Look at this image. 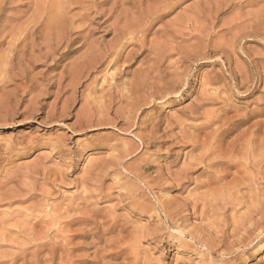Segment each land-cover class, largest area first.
Here are the masks:
<instances>
[{"label": "rangeland", "instance_id": "1", "mask_svg": "<svg viewBox=\"0 0 264 264\" xmlns=\"http://www.w3.org/2000/svg\"><path fill=\"white\" fill-rule=\"evenodd\" d=\"M18 1L8 0L10 7L6 5L3 14L13 16L16 11L10 4L27 2ZM30 1L43 6L39 9L43 12L29 8L26 18L36 13L42 22L51 16L57 24L48 34L45 21L40 37L48 39L37 40V56L27 53L21 61L17 56L14 67L12 63L7 68L12 82L7 80L0 90V264H264V229L259 231L264 226V139L259 138L264 134V38L252 36L264 37V0H181L178 4L173 0L164 11L159 8L166 0ZM250 20L258 22L251 25ZM66 30L72 34L68 48L63 40ZM115 31L121 33L117 39ZM5 44L0 51L7 48ZM202 47L217 49V56L232 53L230 72L225 59L216 55L206 60L186 57ZM43 53L48 58H40ZM233 71L238 75L235 81L229 76ZM153 72L155 78L150 76ZM241 74L247 77L248 90L234 85L244 80ZM214 76L221 79L219 83L201 87V82ZM223 84L228 88L224 90ZM170 85L180 95L169 94ZM239 115L251 119L237 133H229L221 148L261 120L259 137L255 134L259 141L255 136L253 144L261 155L254 150L259 167L252 165L253 160L247 165L240 154L236 159L244 158L241 165L217 181L214 175L220 167L193 165L204 150L195 149L190 138L216 141ZM208 119L214 120L210 128L204 125ZM253 212L260 215L252 216ZM29 229L35 233L33 239ZM41 243L46 244L38 248Z\"/></svg>", "mask_w": 264, "mask_h": 264}, {"label": "bare ground", "instance_id": "2", "mask_svg": "<svg viewBox=\"0 0 264 264\" xmlns=\"http://www.w3.org/2000/svg\"><path fill=\"white\" fill-rule=\"evenodd\" d=\"M11 2H12V0H10ZM16 1V0H15ZM163 2L165 1V0H162ZM167 2H164L163 4L164 5H162L159 9L160 10H162V11H164L166 8H168L169 7V5L170 4H173L172 3V1L173 0H166ZM210 1H212V0H210ZM214 1V0H213ZM226 1V0H225ZM253 1V0H252ZM252 1H251V4H252ZM255 2H256V0H254ZM253 1V2H254ZM10 2V3H11ZM18 2H22V1H18ZM83 2V1H82ZM140 2V1H139ZM144 2V1H143ZM179 2H181V0H176V4H178ZM42 3H43V1H42ZM44 3L46 4V2L44 1ZM43 3V4H44ZM81 3V2H80ZM150 3V2H149ZM153 2H151L150 4H152ZM9 4V2H8V0H1L0 1V47H1V45H4L5 43V46L7 45V48H5L3 51H0V90L1 89H3L4 87H5V85L7 84V80H11V79H8V69L7 68H9V67H12L13 65H14V63H13V61L15 60V58L18 56V57H20L19 59H20V61H21V58L22 57H24V56H26V54L28 53L29 54V56H31V57H33V56H35L34 55V53H35V51H39L40 50V45L38 44L39 42V40L38 39H40L41 38V40H44V39H42V38H46V39H48V37L47 36H43V37H40V34L41 33H43V31L41 30L42 29V27H43V25H44V23H45V21L44 22H42V18L40 17V16H38L36 13V15L35 14H33L36 10H38V11H40L39 9L40 8H42L43 6H41V5H39L37 2H32V1H30V0H27V2H25V1H23L22 2V4H20V5H17V6H14V5H12L13 3H11L10 5L12 6V7H15V10L14 11H16V13L12 16V15H10V16H5L4 14H3V11L6 9V5H8ZM45 4H44V6H45ZM48 4V5H47ZM46 4V6H49V8H50V5H49V3H47ZM146 4V3H145ZM160 4V3H159ZM255 4V3H254ZM55 5V4H54ZM153 5H156L155 3L153 4ZM175 5V4H174ZM214 5H216V3H214ZM213 5V6H214ZM9 6V5H8ZM118 6V5H117ZM148 6V5H147ZM211 6V5H210ZM10 7V6H9ZM157 7V6H156ZM32 10V14L33 15H30V13L28 14V15H30V17H25L26 15H25V13H26V10H29L30 11V9ZM58 8V7H57ZM63 7H61V9H62ZM148 8H150V7H148ZM205 8V7H204ZM13 9V8H12ZM64 9V8H63ZM150 9H152V7L150 8ZM154 9V8H153ZM152 9V10H153ZM156 9V8H155ZM196 9V8H195ZM201 9V8H200ZM203 9V8H202ZM209 9V8H208ZM214 9H215V7H214ZM261 9V8H260ZM262 9L264 10V7H262ZM261 9V11H263ZM157 10V9H156ZM206 9H204V11H205ZM220 10V9H219ZM13 11V10H12ZM13 11V12H14ZM28 11V12H29ZM52 11V10H51ZM200 11V10H199ZM27 12V13H28ZM37 12V11H36ZM41 12V11H40ZM43 12V11H42ZM41 12V13H42ZM149 12H150V14H151V10H149ZM152 12H154V11H152ZM158 12V11H157ZM206 13L208 12L207 10L205 11ZM259 12V11H258ZM264 12V11H263ZM5 13V12H4ZM201 13V12H200ZM209 13V12H208ZM254 13H257V11L256 12H254ZM45 14V13H44ZM47 15H48V13H46ZM149 14V13H148ZM153 14V13H152ZM151 14V15H152ZM196 14V13H195ZM199 14V13H198ZM197 14V15H198ZM253 13H251V15H252ZM259 14V13H258ZM159 15V14H158ZM52 16H53V13H52ZM195 16V15H194ZM254 16V15H253ZM44 18H45V16H43ZM51 17V16H50ZM49 17V19H47V21H46V26L44 25V27L43 28H45V29H47L48 30V34H51L50 32H52V29H53V27L57 24L56 23V21L53 19V17H51L50 18ZM198 17V16H197ZM196 17V18H197ZM205 17V16H204ZM133 18H135V17H133ZM153 18H155V17H153ZM158 18V17H157ZM196 18L194 17V19L196 20ZM199 18V17H198ZM252 18V17H251ZM258 18H260V17H258ZM136 19V18H135ZM143 19V18H142ZM144 19H147V18H144ZM143 19V20H144ZM190 18H188V20H189ZM193 19V18H192ZM200 19V18H199ZM262 19V18H261ZM263 19H264V17H263ZM60 20V19H59ZM132 20V19H131ZM149 20V19H148ZM158 20V19H157ZM188 20H187V22H188ZM194 20V21H195ZM206 20V19H205ZM208 20V19H207ZM209 20H211V19H209ZM208 20V22H210ZM253 20H254V18H253ZM259 20V19H258ZM258 20L255 22H253L252 21V24L253 23H255V24H257V22H258ZM152 21H154V20H152ZM261 21V20H260ZM117 22V20L115 21V23ZM142 22V21H141ZM140 22V23H141ZM146 22V21H145ZM150 22V21H149ZM206 23H207V21H205ZM213 22V21H212ZM262 22V21H261ZM264 22V21H263ZM262 22V23H263ZM43 23V24H42ZM67 23V22H66ZM139 23V24H140ZM189 23V22H188ZM192 23V22H191ZM262 23H260V24H262ZM136 24V23H135ZM139 24H138V26H139ZM151 24V23H150ZM182 24V23H181ZM193 24H194V22H193ZM196 24V23H195ZM194 24V25H195ZM210 24H212V23H210ZM250 24H251V20H250ZM251 24V25H252ZM68 25V24H67ZM72 25V24H71ZM128 25V24H127ZM141 25V24H140ZM209 25V24H208ZM213 25V24H212ZM61 26H62V24H61ZM69 26V25H68ZM129 26V25H128ZM133 26V25H132ZM200 26V25H199ZM202 26H204V25H202ZM69 27H71V26H69ZM125 27H126V24H125ZM141 27V26H140ZM146 27V26H145ZM183 27V26H182ZM246 27H247V25H246ZM124 28V27H123ZM131 28V27H130ZM135 28V27H134ZM208 28V27H207ZM206 28V29H207ZM210 28V27H209ZM260 28V27H259ZM44 29V30H45ZM61 29V28H60ZM70 30L72 29V28H69ZM68 29V30H69ZM136 29H138V28H136ZM136 29H135V31H136ZM147 29H148V27H147ZM193 29V28H192ZM198 29H199V27H198ZM212 29V28H211ZM247 29H248V27H247ZM253 29V28H252ZM258 29V28H257ZM46 30V31H47ZM68 30H66L65 31V35H64V43H66V48H68V43L70 42L71 43V32L70 31H68ZM124 30V29H123ZM134 30V29H133ZM141 30L142 29H139V31L141 32ZM196 30V29H195ZM200 30V29H199ZM198 30V31H199ZM242 30V29H241ZM244 30V29H243ZM246 30V29H245ZM259 30H262V29H259ZM258 30V31H259ZM42 31V32H41ZM45 31V32H46ZM54 31V30H53ZM61 31V30H60ZM62 31H63V29H62ZM116 31L118 32V30L116 29ZM115 31V35H116V37H114V38H118L117 36H118V34L120 35L121 33H122V30H121V33H117ZM132 31V30H131ZM256 31V30H255ZM45 32H44V34H45ZM55 32V31H54ZM133 32V31H132ZM200 32H201V30H200ZM198 33V34H201V33H206V30H205V28L203 29V31L201 32V33ZM211 32H212V30H211ZM242 32V31H241ZM257 32V31H256ZM259 32H261V31H259ZM124 33H126V32H124ZM253 33V32H252ZM48 34H46V35H48ZM131 34H133V33H131ZM134 34H137V33H134ZM39 35V36H38ZM42 35V34H41ZM53 35V34H52ZM123 35V34H122ZM126 35L127 34H125V37H126ZM128 35H130L129 33H128ZM127 35V37H129ZM171 35V34H170ZM183 35V34H182ZM191 35V34H190ZM195 35V34H194ZM197 35V34H196ZM208 34H206V36H207ZM238 35H239V33H238ZM237 35V36H238ZM248 35V34H247ZM247 35H246V37H247ZM250 35V34H249ZM248 35V36H249ZM260 36V37H262V38H264L263 37V35L261 36V34L260 35H258V34H252V36ZM49 36V35H48ZM60 36V35H59ZM124 36V35H123ZM123 36H120L121 38L123 37ZM142 36V35H141ZM164 36V35H163ZM166 36V35H165ZM240 36V35H239ZM251 36V35H250ZM249 36V37H250ZM50 37V36H49ZM53 37H55V35H53ZM58 37V36H57ZM56 37V38H57ZM61 37V36H60ZM130 37H131V35H130ZM169 37V36H168ZM198 36H194L193 38H197ZM236 37V36H235ZM240 37H242V36H240ZM243 37H245V36H243ZM62 38V37H61ZM113 38V39H114ZM204 38H205V36H204ZM52 39H54V38H52ZM75 39V38H74ZM125 39V38H124ZM124 39H123V41H124ZM132 39V38H131ZM142 39V38H141ZM192 39V38H191ZM243 39V38H242ZM38 40V41H37ZM119 40H121L120 38H119ZM118 40V41H119ZM139 40V43L141 42V40H140V38L138 39ZM167 40V39H166ZM165 40V41H166ZM208 40H210V39H208ZM56 41V40H55ZM62 41V40H61ZM73 41V40H72ZM163 41V40H162ZM164 41V42H165ZM238 41V40H237ZM236 41V42H237ZM38 42V43H37ZM44 42H46V41H44ZM43 42V43H44ZM122 42V41H121ZM121 42H119L120 44H121ZM132 42V41H131ZM143 43H144V41H142ZM167 42V41H166ZM41 43V42H40ZM46 43H48V42H46ZM58 42H56V44H57ZM118 43V44H119ZM133 43V42H132ZM209 43H210V41H209ZM62 44H63V42H62ZM124 44V43H123ZM137 44V43H136ZM166 44V43H165ZM177 44V43H176ZM182 44V43H181ZM201 44V42L198 44V46ZM44 45V44H43ZM43 45H41V46H43ZM47 45V48H48V44H46ZM45 45V46H46ZM59 45V44H58ZM125 45V44H124ZM164 45V44H163ZM191 45H193V44H191ZM203 45V44H202ZM205 45V44H204ZM118 46V45H117ZM122 46V45H121ZM165 46V45H164ZM207 46H209V44L207 45ZM220 46H222V45H220ZM3 47V46H2ZM1 47V48H2ZM58 47V46H57ZM114 47V45H112L111 46V48H113ZM139 47V46H138ZM167 47H168V44H167ZM180 47V46H179ZM193 47H197V46H195V44H194V46ZM46 48V49H47ZM49 48H51V47H49ZM56 48V47H55ZM70 48V47H69ZM111 48L109 49V51L111 50ZM119 48H121L120 46H119ZM124 48V47H123ZM140 48V47H139ZM143 48V47H142ZM183 48V47H182ZM182 48H180V49H182ZM198 48V47H197ZM200 48H201V46H200ZM203 48V47H202ZM208 48V47H207ZM206 47L205 48H203L202 50H198V52L197 53H195L194 55H190L189 54V56H186V57H191V56H193V57H195V58H197L198 60H206V59H208V58H210V56L211 55H216L217 54V52H220V51H216L217 49H215V50H213L212 48V50H208ZM60 49V48H59ZM161 49V48H160ZM171 49V48H170ZM173 49V48H172ZM175 49H177V47H175ZM188 49V48H187ZM194 49V48H193ZM192 49V46H191V50H193ZM221 49V48H220ZM226 49H228V48H226ZM113 50H114V48H113ZM123 50V49H122ZM154 50H156V49H154ZM167 50V49H166ZM190 50V49H189ZM222 50H223V48H222ZM230 50V49H229ZM66 51V50H65ZM116 51V50H115ZM177 51V50H176ZM179 51V50H178ZM180 51H182V52H184L183 50H180ZM186 51V50H185ZM52 52V51H51ZM67 52V51H66ZM119 52V51H118ZM118 52H116L115 54H117V55H119L118 54ZM123 52V51H122ZM144 52V51H143ZM155 52H157V50L155 51ZM155 52H154V54H155ZM160 52V51H159ZM158 52V53H159ZM172 53H174L173 52V50L171 51ZM193 51H191V53H192ZM194 52H195V50H194ZM228 52V51H227ZM232 52V51H231ZM120 54H121V52H119ZM158 53H156L157 54V56H158ZM167 53H169V49H168V52ZM234 53V52H233ZM44 55L42 56L41 54H40V58L42 57V58H48L47 57V55L45 54V53H43ZM55 54V53H54ZM106 54V53H105ZM113 54V53H112ZM161 54H163V53H161ZM171 54V53H170ZM170 54H168V55H170ZM176 54H178L179 55V52H177ZM175 54V55H176ZM219 54V53H218ZM230 54H232V53H230ZM230 54H227V53H225V52H222L221 54H219L218 56H217V58L219 59V60H221V61H223V59H225V61H223L224 62V65H228L227 67H226V71L227 72H230V59L229 58H231L230 57ZM104 55V54H103ZM110 55V54H109ZM233 55V54H232ZM37 56V55H36ZM111 56H114V55H111ZM165 56V54H163L162 55V57L160 56V58H163ZM18 57L16 58L17 60H18ZM39 57H37V59H39ZM115 58H116V56H114ZM118 57V56H117ZM179 57V56H178ZM177 57V58H178ZM233 57H235V56H233ZM34 58V57H33ZM102 58V57H101ZM111 58V57H110ZM153 58H155V56L153 57ZM167 59H168V57H166ZM195 58H193V59H195ZM215 58V57H214ZM107 59V58H106ZM119 59H121L120 58V56L118 57V60ZM156 59V58H155ZM159 59V58H158ZM157 59V60H158ZM166 59V60H167ZM182 59V58H181ZM16 60V61H17ZM115 61H116V59H114ZM113 59H112V62L114 61ZM127 60H128V57H127ZM126 60V61H127ZM165 60V59H164ZM176 60V59H175ZM178 60V59H177ZM191 60V59H190ZM33 61H36V60H33ZM111 61V60H110ZM152 61H154L153 59H152ZM183 61V60H182ZM185 61V60H184ZM168 62V61H167ZM172 62V61H171ZM171 62H169V63H171ZM175 62H178V61H175ZM201 62V61H200ZM232 62V61H231ZM13 63V64H12ZM20 63V62H19ZM174 63V62H173ZM172 63V64H173ZM179 63V62H178ZM12 64V66H9V65H11ZM114 64V63H113ZM157 64V63H156ZM172 64H168V66L169 65H171L172 66ZM232 64V63H231ZM152 66H154V64H151ZM159 66H161L160 64H158ZM158 65H156L157 67H158ZM174 65V64H173ZM181 65V64H180ZM179 65V66H180ZM171 66H169L168 68H170ZM252 66V65H251ZM14 67V66H13ZM149 67H151V66H149ZM156 67V68H157ZM177 68H178V66H176ZM181 67V66H180ZM183 67V66H182ZM189 67H190V65H189ZM155 68V67H154ZM155 68V69H156ZM167 67H166V69H168ZM173 68H174V66H173ZM172 68V69H173ZM255 68V67H254ZM149 69V68H148ZM165 69V70H166ZM174 69H176V68H174ZM250 69V68H249ZM252 69V68H251ZM162 70V69H161ZM178 70V69H177ZM225 70V69H224ZM223 70V71H224ZM247 70V69H246ZM122 71V70H121ZM147 71V70H146ZM145 71V72H146ZM150 71V70H149ZM153 71H155V70H153ZM157 71H159V69H157ZM157 71H156V74L153 72V74H150V76L152 77V75H158L157 74ZM180 72H181V69L179 70ZM243 71V70H242ZM109 72V71H108ZM113 72V71H112ZM148 72V71H147ZM172 72V71H171ZM176 72H178V71H176ZM179 72V73H180ZM225 72V71H224ZM234 72V71H233ZM264 72V71H263ZM11 73V72H10ZM114 73V72H113ZM121 73V72H120ZM161 73H163V72H161ZM169 73V72H168ZM175 73V72H174ZM238 73V72H237ZM240 73H242V72H239V74ZM260 73H262V72H260ZM259 73V74H260ZM118 74V73H117ZM140 74H142V73H140ZM177 76H178V74L177 73H175ZM245 74V73H244ZM263 74V73H262ZM168 74H166V76H167ZM175 75V76H176ZM182 75V74H181ZM221 75H223V74H221ZM221 75H219L220 76V78H221ZM228 75V74H227ZM246 75V74H245ZM109 76L110 77H114V76H112V73L110 72V74H109ZM117 76V75H116ZM115 76V77H116ZM144 76V75H143ZM159 76H160V74H159ZM159 76L157 77V78H159ZM218 76V75H217ZM217 76L215 77H212V79H210V77H209V79L208 80H206V81H203V82H201V83H203L202 84V86L201 87H203L204 86V88L205 87H211V85H213V84H216L217 82L219 83V81L223 78H221L220 80H218L219 78H217ZM229 76H230V79H232L233 81H235V79L236 78H238L237 76V74L234 72V73H232L231 72V74L229 73ZM258 76V75H257ZM13 78V76H9V78ZM145 78L147 77V78H149L148 76H144ZM144 77H142L141 76V78H143L144 79ZM151 77H150V79H151ZM174 77V76H173ZM179 77V76H178ZM241 79H243L244 78V80H239L240 81V83L237 85V83L236 84H234V85H236L237 87H239V88H243V87H245V86H247L246 87V90H248L250 87L248 86V81H247V77L246 76H243L242 74L239 76ZM250 77V76H249ZM259 77V76H258ZM152 78H155V77H152ZM163 78H165V75H164V77ZM180 78H181V76H180ZM169 79V78H168ZM172 79H174V78H172ZM175 79H177V77L175 78ZM175 79H174V82H176L175 81ZM155 80V79H154ZM249 80V79H248ZM139 81V80H138ZM149 81V80H148ZM148 81H147V83H148ZM169 81V80H168ZM183 81V80H182ZM181 80H180V82H182ZM253 81V80H252ZM257 81H260V80H257ZM11 82H12V80H11ZM10 82V83H11ZM143 82V81H142ZM155 82H157V80H155ZM166 83H167V81H165ZM171 82V81H170ZM144 83V82H143ZM147 83H146V85H147ZM169 83V82H168ZM250 83H251V81H250ZM8 84H9V82H8ZM133 84V83H132ZM131 84V85H132ZM137 84H138V82H137ZM140 85L139 86H141L142 84H141V82L139 83ZM169 84H171V83H169ZM174 84V83H173ZM176 84V83H175ZM187 84V83H186ZM189 84V83H188ZM225 84V83H224ZM223 84V85H224ZM252 84V83H251ZM145 84H144V88H145V86H146ZM172 85V84H171ZM170 85V86H171ZM222 85V86H223ZM7 86V85H6ZM136 86V85H135ZM169 86V85H168ZM181 86V85H180ZM179 86V87H180ZM183 86V85H182ZM189 86V85H188ZM172 87V86H171ZM249 87V88H248ZM252 87H254V86H252ZM132 88L134 89V87L132 86ZM141 88H143V87H141ZM165 88H167V86L165 87ZM164 88V89H165ZM223 88H224V90L226 89V88H228L227 87V85L225 86H223ZM223 88H222V90H223ZM231 88V87H230ZM238 88V89H239ZM129 89H130V86H129ZM128 89V90H129ZM133 89H132V91H133ZM136 89V88H135ZM134 89V90H135ZM140 90V88L139 87H137V90ZM163 89V90H164ZM169 89V88H168ZM179 89H181V88H179ZM202 89V88H201ZM207 89L208 88H206V90L205 91H207ZM124 90V89H123ZM166 90V89H165ZM164 90V91H165ZM177 89L175 88V85H174V87H172V89H171V91L169 92V94L170 93H173V94H175V95H180V92L179 91H176ZM202 90H204V89H202ZM211 90V89H210ZM229 90V89H228ZM237 90V89H236ZM131 91V90H130ZM130 91H128V92H130ZM131 91V92H132ZM136 91V90H135ZM143 91H144V89H143ZM238 91V90H237ZM166 92H167V90H166ZM201 92H203V91H201ZM201 92H200V94H201ZM245 93L247 92V91H244ZM243 92V93H244ZM249 92H250V90H249ZM135 93V92H134ZM139 93V92H138ZM244 93V94H245ZM136 94V93H135ZM162 94H163V92H162ZM161 94V95H162ZM184 94V93H183ZM207 94V93H206ZM205 94V95H206ZM212 94V93H211ZM217 94V93H216ZM129 95H131V94H129ZM132 95H134V94H132ZM138 95V94H137ZM165 95V94H164ZM126 96V95H125ZM128 96V95H127ZM169 96V95H168ZM200 96H202V94L200 95ZM199 96V97H200ZM129 97V96H128ZM132 97V96H131ZM134 97V96H133ZM135 97H136V95H135ZM162 97H163V95H162ZM178 97V96H177ZM198 97V98H199ZM205 97V96H204ZM208 97V96H207ZM217 97H219V96H217ZM223 97V96H222ZM245 97V96H244ZM140 98V97H139ZM164 98V97H163ZM209 98V97H208ZM216 98V97H215ZM125 99H127L126 97H125ZM124 99V100H125ZM132 99V98H131ZM137 99V98H136ZM141 99V98H140ZM149 99V98H148ZM201 99V98H200ZM202 99H204V98H202ZM206 99V98H205ZM217 99V98H216ZM220 99V98H219ZM219 99H217V100H219ZM123 100V99H122ZM127 100H129V99H127ZM197 100H199V99H197ZM212 100H214V99H212ZM223 100V99H222ZM132 101V100H131ZM131 101H130V103H131ZM199 101H201V100H199ZM143 102V101H142ZM202 102H203V100H202ZM215 102V101H214ZM223 102H224V100H223ZM134 105H135V103L134 102H132ZM146 103V102H145ZM200 103V102H199ZM199 103H198V106H199ZM213 102L211 101V104H212ZM225 103H226V101H225ZM133 104H131V105H133ZM201 104V103H200ZM204 104V103H203ZM203 104H201L200 106H202ZM207 104H209L210 105V103H209V101H208V103ZM110 106V105H109ZM199 106V107H200ZM232 106V105H231ZM130 108L132 107V106H129ZM196 107V106H195ZM205 107H206V105H205ZM204 107V108H205ZM130 108H129V113L131 114L132 113V111L131 110H133V108H131V110H130ZM204 108H201V109H204ZM199 109V108H198ZM200 109V110H201ZM195 110V109H194ZM191 111L192 113L193 112H195V111ZM131 111V112H130ZM204 111V110H203ZM202 111V112H203ZM221 111H223V110H221ZM225 111V110H224ZM117 112V111H116ZM190 112V113H191ZM196 112H198V111H196ZM205 112V111H204ZM204 112H203V114H204ZM62 113V112H61ZM126 113V112H125ZM206 113V112H205ZM196 114V113H195ZM200 114H202V113H200ZM202 114V115H203ZM215 114V113H214ZM246 114V113H245ZM62 115V114H61ZM205 116H207L208 114H204ZM251 115V114H250ZM190 116V115H189ZM188 116V117H189ZM215 116V115H214ZM240 116V115H239ZM194 117H197V115H194ZM204 117V116H203ZM216 117V116H215ZM225 117V116H224ZM238 117V116H237ZM251 116H247V115H243L242 117L240 116V117H238V119H235V121L233 122V123H231L230 125H227V128L226 127H224V128H226L225 130H222V132L223 133H221V135H219L218 137H217V139H215L216 141H208L207 139V141H199V140H197V138H198V136L196 137V138H194V137H191L190 138V140L192 139V145H194V148L196 149L198 146H200V147H202L203 148V150H204V153L202 154L201 152H200V154H202V155H198L199 157H196L197 159H194V166H195V168H197L198 166H201V165H203V166H207V168L208 169H212V168H214L215 169V167H220L221 169H220V171H217L218 169H216V171L215 172H218L219 174H220V172L222 173V176H220L219 174H217V175H214L213 173V175H214V178L217 180V181H220V180H222V178H223V174H228L229 172V170L230 169H232V168H235V167H237L240 163L239 162H241L240 160L242 159H239V158H237V159H239V161L236 159V157H237V155H244V157H245V161L247 162V165H248V163H249V161L251 162V160H253L254 162L255 161H257L256 159H255V157H254V154H253V152H254V150H255V148H254V142H255V134L258 132V131H260V130H262V128L264 127H260V126H262V123L264 124V121L262 122V123H260V121H256V122H254L250 127H248L247 129L245 128V131H242L243 133H241V132H239V133H241L238 137H237V139L236 140H234V141H232L231 140V142H230V145L229 146H226V148L225 149H222L221 147H222V145L221 144H223V141H224V139L226 138V136L229 134V133H231L232 134V132H235L236 130L238 131V129L241 127V126H244L246 123H248L249 122V120L251 119L250 118ZM130 118V117H129ZM198 118H199V113H198ZM217 118H219V116L217 117ZM217 118H215V120L217 119ZM222 118V117H221ZM227 118V117H226ZM234 118V117H233ZM235 118H236V116H235ZM230 119H231V117H230ZM194 120H195V118H194ZM129 120H127V122H128ZM185 121V120H184ZM219 121H221L220 119H219ZM205 122V121H204ZM223 122H225V121H223ZM226 122H228L227 120H226ZM225 122V123H226ZM129 123V122H128ZM214 123V120H211V119H208V121L204 124V123H202V126H206V125H209V128H210V125L211 124H213ZM230 123V120H229V122H228V124ZM132 124H133V122H132ZM201 124V123H200ZM204 124V125H203ZM227 124V123H226ZM187 125V124H186ZM223 125V124H222ZM249 125H250V123H249ZM249 125H247V126H249ZM201 126V125H200ZM213 126V125H212ZM225 126V125H224ZM194 127V126H193ZM207 127V126H206ZM220 128L222 127V129H223V126H219ZM180 128V127H179ZM190 128H192V126L190 127ZM196 128V127H195ZM195 128H194V130H195ZM203 128V127H202ZM218 128V127H217ZM244 128V127H243ZM252 128H255V129H252ZM197 129H201V128H197ZM204 129V128H203ZM264 129V128H263ZM205 130V129H204ZM206 130H208V129H206ZM205 130V131H206ZM216 130H218V129H216ZM244 130V129H243ZM201 131V130H200ZM219 131H221V129H219L218 130V132ZM237 131L235 132V133H237ZM239 131H241V130H239ZM249 131V132H248ZM199 132V131H198ZM202 132V131H201ZM204 132V131H203ZM261 132V131H260ZM206 133V132H205ZM212 133V132H211ZM246 133H249V135L246 137ZM263 133H264V130H263ZM207 134V133H206ZM209 134H210V132H209ZM199 135V134H198ZM213 135V134H212ZM212 135H210V136H212ZM237 135V134H236ZM257 135H258V133H257ZM207 136H209V135H207ZM231 136V135H230ZM261 136L263 137L264 136V134L263 135H260V137H259V135H258V137L260 138V140L261 139H264V137L263 138H261ZM138 138H139V136H137ZM257 136H256V138H258ZM211 138H213V137H211ZM210 138V139H211ZM235 138H236V136H235ZM234 138V139H235ZM259 138L258 139H256V140H258L259 141ZM139 139H141V137L139 138ZM198 139H201V138H198ZM142 140V139H141ZM258 141H256V142H258ZM225 144V143H224ZM256 144H258V143H256ZM256 144H255V146H256ZM263 145H264V142L262 143ZM261 144V145H262ZM199 147V148H200ZM263 147V146H262ZM193 148V149H194ZM256 148H257V146H256ZM259 148H261V147H258V149ZM263 149H264V147H263ZM198 150V149H197ZM194 151V150H193ZM196 151V150H195ZM259 151H260V149H259ZM261 152V151H260ZM255 153H257L256 152V150H255ZM263 154H264V151L262 152ZM258 154V153H257ZM257 154H255V155H257ZM258 155H260V154H258ZM239 157H241V156H239ZM263 157V156H262ZM257 158V157H256ZM260 158H261V155H260ZM237 161H236V160ZM242 160H244V158L242 159ZM260 160V159H259ZM258 160V161H259ZM193 161V160H192ZM252 161V162H253ZM189 162H191V161H189ZM192 163V162H191ZM191 163L190 164H188V165H190L191 166ZM255 163H256V165H255ZM255 163H253L252 165H254V166H257V165H259V162L257 163V162H255ZM243 164V163H242ZM244 164L246 165V163L244 162ZM243 164V165H244ZM241 165V164H240ZM242 166V167H246V166ZM249 165H250V163H249ZM189 166V167H190ZM188 167V168H189ZM193 167V166H192ZM223 167V168H222ZM239 167V166H238ZM251 167V166H250ZM258 167L259 166H257V169H258ZM191 168V167H190ZM189 168V169H190ZM194 168V167H193ZM199 168V167H198ZM197 168V169H198ZM248 168V167H247ZM247 168H246V170H247ZM253 168H255V167H253ZM241 169V168H240ZM243 170H244V168H243ZM206 171V170H205ZM212 171V170H211ZM214 171V170H213ZM236 172H239V171H237V170H235ZM248 171V170H247ZM241 172V171H240ZM245 172V174H247L246 173V171H244ZM207 173V172H206ZM210 173V171L208 172V174ZM259 173V172H258ZM211 174V173H210ZM259 175H260V173H259ZM209 176V175H208ZM208 176H207V178H208ZM235 177V176H234ZM244 178V177H243ZM209 179V178H208ZM211 179H212V177H211ZM224 179V178H223ZM234 179V178H233ZM235 179H236V177H235ZM234 179V181H237V180H235ZM238 179V178H237ZM250 179V178H249ZM213 180V179H212ZM213 181H215V180H213ZM234 181H231V182H233L234 183ZM222 182V181H221ZM249 182H251V181H249ZM209 183H214V182H212V181H209ZM215 183L216 184H218L216 181H215ZM207 184H208V181H207ZM206 184V185H207ZM227 184V183H226ZM226 184H224V185H226ZM231 184V183H230ZM236 184V183H235ZM237 184H239V183H237ZM208 185H210V184H208ZM229 185V184H228ZM241 185V184H240ZM230 186V185H229ZM236 187H237V185H235ZM209 187V186H208ZM233 187H234V185H233ZM239 188V187H238ZM237 188V189H238ZM248 188V187H247ZM8 189V188H7ZM222 189H223V187H222ZM228 189V188H227ZM233 190V189H232ZM230 191V190H229ZM229 191H228V194H229ZM234 191V190H233ZM237 193H238V191H236ZM227 194V193H226ZM231 194V193H230ZM234 194H235V191H234ZM234 194H231L232 196L234 195ZM236 195V194H235ZM1 196V195H0ZM228 196V195H227ZM12 197V196H11ZM234 197V196H233ZM229 198V197H228ZM236 199H237V197H235ZM234 198V199H235ZM239 198V197H238ZM0 199H1V197H0ZM226 200V199H225ZM231 200V199H230ZM229 200V201H230ZM238 200V199H237ZM240 200V199H239ZM255 200H257V198H255ZM223 201V200H222ZM232 201V200H231ZM226 202H227V200H226ZM233 202V201H232ZM240 202V201H239ZM256 202H258V201H256ZM261 202V201H260ZM231 203V202H230ZM251 203L253 204L254 202H252L251 201ZM250 203V204H251ZM243 204V203H242ZM226 205V204H225ZM229 205V204H228ZM236 205V204H235ZM239 205H241V204H239ZM259 205H258V203H257V207H258ZM204 207V206H203ZM237 207V206H236ZM250 207V206H249ZM253 207H251V209H252ZM246 209H248L249 211V213L251 212V210H250V208H247L246 207ZM245 209V210H246ZM253 210V209H252ZM257 210V209H256ZM254 211V210H253ZM263 211V210H262ZM261 211V212H262ZM245 212V211H244ZM260 212V213H261ZM264 212V211H263ZM263 212L261 213V214H263ZM256 212H253V215L252 216H254V214H255ZM246 214H248V213H246ZM252 214V213H251ZM251 214H250V216H251ZM243 215H244V213H243ZM256 215H257V217L260 215V214H258V213H256ZM249 216V217H250ZM241 217H243V216H241ZM244 217H245V215H244ZM43 218V217H42ZM247 218V217H246ZM255 218V217H254ZM240 219V218H239ZM247 219H249V218H247ZM253 219V218H252ZM257 219V218H256ZM259 219V218H258ZM240 220H244V221H247V220H245V218H243V219H240ZM260 220H263V217H262V215H261V219H259L258 221L259 222H261ZM254 222H253V226H255L254 224L255 223H257V220H256V222H255V220H253ZM35 223V222H34ZM239 223V222H238ZM244 222H242V224H243ZM262 223H264V220H263V222ZM55 224V223H54ZM241 224V223H240ZM239 224V225H240ZM245 225V224H244ZM259 224H257V226H258ZM262 225V224H261ZM236 226H238V224L236 225ZM58 227V226H57ZM239 227V226H238ZM237 227V228H238ZM252 227V226H251ZM250 227V228H251ZM260 227V226H259ZM264 226H262V227H260L259 228V231L260 230H263L264 228H263ZM21 228V227H20ZM24 228V227H23ZM241 228H243V227H241ZM37 230H38V228H36ZM234 229V228H233ZM236 229V228H235ZM252 229V228H251ZM257 229H258V227H257ZM256 229V230H257ZM23 230V229H22ZM24 230H26V229H24ZM23 230V231H24ZM254 230V228L252 229V231ZM233 231H236V230H233ZM247 231V230H246ZM245 231V232H246ZM250 231V230H249ZM255 231V230H254ZM259 231H258V233H259ZM28 232V231H27ZM29 232H30V229H29ZM28 232V233H29ZM51 232V231H50ZM248 232V231H247ZM262 232V231H261ZM260 232V233H261ZM28 233H26L25 235H28ZM32 233V231L29 233V234H31ZM41 233H42V231H41ZM40 233V234H41ZM1 234V233H0ZM33 234V233H32ZM31 234V236L30 237H32L33 235ZM63 234V233H62ZM46 235V234H45ZM45 235H44V237H45ZM29 236V235H28ZM27 236V237H28ZM38 236H39V234H38ZM256 236H257V234H256ZM37 237V236H36ZM44 237H43V239H44ZM46 237H47V235H46ZM260 237V236H259ZM35 238V237H34ZM39 238V237H38ZM30 239H33V237L32 238H30ZM41 239V238H40ZM43 239H41V240H43ZM29 240V239H28ZM48 240V239H47ZM44 241V240H43ZM29 242H31V241H29ZM64 243V242H63ZM34 244H37L36 242H34ZM46 244V243H45ZM45 244H40V245H37V247L38 248H40V247H43V246H45ZM36 247V246H35ZM46 248V247H45ZM50 249V248H49ZM26 251V250H25ZM51 251V250H50ZM38 253V252H37ZM55 253V252H54ZM54 255V254H53ZM52 255V256H53ZM53 260V259H52ZM60 260V259H59ZM59 264V263H58Z\"/></svg>", "mask_w": 264, "mask_h": 264}]
</instances>
